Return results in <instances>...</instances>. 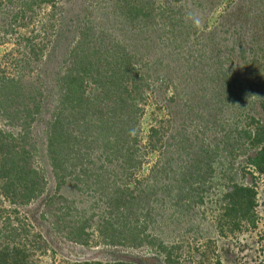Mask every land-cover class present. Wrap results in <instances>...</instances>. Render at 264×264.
<instances>
[{
    "label": "rangeland",
    "instance_id": "rangeland-1",
    "mask_svg": "<svg viewBox=\"0 0 264 264\" xmlns=\"http://www.w3.org/2000/svg\"><path fill=\"white\" fill-rule=\"evenodd\" d=\"M81 65L72 113L65 80ZM262 147L264 0H0L6 260L264 264ZM235 185L254 191L252 219Z\"/></svg>",
    "mask_w": 264,
    "mask_h": 264
},
{
    "label": "trees",
    "instance_id": "trees-1",
    "mask_svg": "<svg viewBox=\"0 0 264 264\" xmlns=\"http://www.w3.org/2000/svg\"><path fill=\"white\" fill-rule=\"evenodd\" d=\"M123 70V69H122ZM127 70V69H126ZM125 70V71H126ZM125 72H123L124 74ZM91 74V67L90 65L88 66H84L81 65L80 69L78 70L77 73L75 74H70L68 75L69 80H65L66 86H65V93H66V98L68 99V103H69V108H70V112H73L74 107L77 105L79 106L80 103H82L83 99L81 98L83 93L79 91L80 87L82 86V82L85 79L86 76ZM115 74V73H113ZM112 74V75H113ZM10 81L13 82V79H10ZM115 88H117L116 91L119 90L118 87L119 86L118 83H116V86H114ZM124 92V91H123ZM122 92V93H123ZM82 93V94H81ZM81 94V95H80ZM80 95V96H79ZM121 91H119V95L117 94L118 98L121 97ZM120 101H124L123 99ZM30 112V111H28ZM30 113H28L29 115ZM55 114L57 115V118L54 120V122H52L51 125V131H50V136L49 139H51L55 144H59L62 143L66 138L68 139V135L66 134L65 130L63 131V121L61 119V114L62 111L61 110H57L55 112ZM26 117H28L27 115H25ZM59 117V118H58ZM82 123H84L82 121ZM84 131H86L85 128H83ZM263 139V131H261L260 129H258V131L254 134V143H260ZM75 144L78 142V139L76 138L74 140ZM88 142V141H87ZM104 143V148L110 149V151L113 153L114 150H112V144L109 142L108 144L106 141L103 142ZM93 148V147H92ZM61 148L59 149H52L51 153L53 154V159L57 161L60 160L61 156L59 157L60 153H61ZM115 149V148H114ZM6 152L3 153L5 156H8L7 153H9V163H16L17 162V158L19 155L16 151L12 152L8 149H5ZM57 151V152H55ZM25 150H23V153L21 155V160L22 158L25 157ZM50 154V152H49ZM111 155V153L109 155H106V158H108ZM20 157V156H19ZM6 159V157H5ZM2 163V162H0ZM253 165L258 168V169H262L264 166V147H262L260 149V151L258 152L257 156L252 160ZM57 168V167H56ZM21 170V169H20ZM10 170L6 168L5 164H0V177L5 178V176H8V178H11L10 174ZM21 172L19 171L16 175H14L17 179H21ZM27 175V174H26ZM28 185L23 186L24 190L27 191V193L31 192L30 189H33V185L30 187H27ZM28 195V194H26ZM229 197H230V201H232V205L236 207V205H238V210H242V214H241V218L244 219H252V216L249 215V217L247 216V213L249 211V208L252 206L253 204V197H254V191H252V189H250L249 187H245V186H233L229 193H228ZM244 204V205H243ZM244 207H243V206ZM232 206V207H233ZM6 255L5 253H0V264H19L18 260H6Z\"/></svg>",
    "mask_w": 264,
    "mask_h": 264
},
{
    "label": "clouds",
    "instance_id": "clouds-1",
    "mask_svg": "<svg viewBox=\"0 0 264 264\" xmlns=\"http://www.w3.org/2000/svg\"><path fill=\"white\" fill-rule=\"evenodd\" d=\"M189 16H190V18H191V13L189 14ZM194 23H195V24H199V23H200L199 19H194Z\"/></svg>",
    "mask_w": 264,
    "mask_h": 264
}]
</instances>
